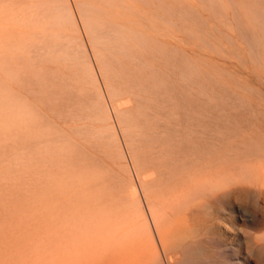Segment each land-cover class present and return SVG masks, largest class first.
<instances>
[{
  "label": "rangeland",
  "instance_id": "rangeland-1",
  "mask_svg": "<svg viewBox=\"0 0 264 264\" xmlns=\"http://www.w3.org/2000/svg\"><path fill=\"white\" fill-rule=\"evenodd\" d=\"M77 1L69 0L80 36L91 56ZM80 1L83 9L93 4L114 13L115 7L125 18L141 22L152 19L162 31L161 39L171 43L173 65L185 68L184 64L189 62L191 65L194 61L192 69H196L198 77L189 65L186 68L196 77L189 73V80L199 82V89L205 87L203 92L200 89L204 109L220 112L224 109L245 115L242 124L248 130H235L234 144L240 142L241 137L251 144L253 141L264 143V0H117L114 6L109 5L111 0ZM37 3L38 0H0V264H156L158 257L166 264L167 257L174 252L182 264H264V198H258L252 192L247 197L240 196L235 191L226 200L227 204L216 201L210 194L199 196L201 201L195 200V204V201L191 202V196H186L184 209L185 206L180 204L181 194L178 200L157 197L156 183L152 181L154 175L139 174L121 135L119 145L123 159L120 163L125 166L127 179L137 188L139 205L142 204L139 211L132 215L120 203L121 206L114 205L116 209L107 213L109 216L94 219L93 214L82 206L81 197L68 191L65 156L60 158V177L51 176L47 194L50 199H45V163L37 137L44 131L46 120L32 119L28 129L24 130L22 120L14 124L9 114L14 99L17 105L32 110L35 116L36 113H49L23 90L21 78L24 74L33 78L40 66H35L34 61L27 65L26 53L22 54L17 48L24 31L30 33L29 45H42L40 32L45 34L49 21L34 24ZM30 15L32 21L28 23ZM91 59L94 61L92 56ZM94 68L98 72L96 63ZM16 73L14 82L12 75ZM51 73L49 70L48 76L52 78ZM100 80L102 84L101 77ZM48 83L51 86L52 82ZM204 91L208 96L203 99ZM58 180L60 184L65 183L64 187L55 185ZM148 180L154 184H149ZM250 190L254 191L253 188ZM151 193L156 195L153 201L150 200ZM144 194H149L148 200L160 213L159 229L164 249L157 243L151 222L146 220ZM190 209L193 212H189ZM175 256L171 255L170 259L176 261Z\"/></svg>",
  "mask_w": 264,
  "mask_h": 264
},
{
  "label": "bare ground",
  "instance_id": "bare-ground-1",
  "mask_svg": "<svg viewBox=\"0 0 264 264\" xmlns=\"http://www.w3.org/2000/svg\"><path fill=\"white\" fill-rule=\"evenodd\" d=\"M79 1L77 11L83 20L89 50L95 62L80 36L69 0H38L34 24L49 21L43 32L45 34L40 32L42 38L38 34L42 45H29L30 33L22 31L21 44L17 47L22 54L26 53L27 65L34 61L35 66H40L36 75L31 73L33 78H29V74L21 78L23 90L29 92L49 113L42 112L45 117L38 113L35 116L32 110L17 105L14 99L10 103L9 114L14 124L22 120L24 130L28 129L32 119L46 120L43 122L46 126L44 131L37 137L45 163V199H50L47 194L51 176H59L62 169L60 158L65 156L68 191L81 197L82 206L93 214L94 219L109 216L107 213L116 209L114 205L122 204L124 210L132 215L139 211L142 204L139 205L137 188L127 179L125 166L120 163L123 153L119 135L126 142L139 174L154 175L152 181L156 183L154 190L158 193L157 197L178 200L181 194V206H185L183 200L186 196H191V202H194L199 200V196L207 194L225 204L235 191L240 196L247 197L252 192L258 198H264V143L253 141L251 144L241 137V141L234 144L233 132L248 130L242 124L245 115L224 109L222 112L204 109L202 92L205 87L202 85L200 92L199 82H193L188 77L192 66H195L194 61L191 65L189 62L184 64L185 68L174 66L171 43L161 39L159 34L162 31L152 19L146 18L145 22H141L125 18L117 13L115 7L112 8L114 13L93 4L83 9ZM116 1L111 0L109 5L114 6ZM29 18L28 23L32 21ZM94 63L99 73L95 72ZM188 65L191 69L186 68ZM49 70L52 71V78L48 76ZM17 74L12 75L14 82ZM49 81L53 83L51 86ZM205 91L203 99L208 96ZM213 95L215 97V93ZM59 184V180L55 182L57 187H64L65 183ZM236 184L240 187L235 188ZM145 194L149 216L146 220L151 222L157 243L163 247L160 213L148 200L149 194ZM155 197L152 195L150 200ZM191 210L189 212H193ZM143 216L145 220L144 213ZM174 253L171 254L173 257ZM160 257L162 259V255ZM170 257H167L166 264H182L177 261V256L176 261ZM156 264L164 263L158 257Z\"/></svg>",
  "mask_w": 264,
  "mask_h": 264
}]
</instances>
